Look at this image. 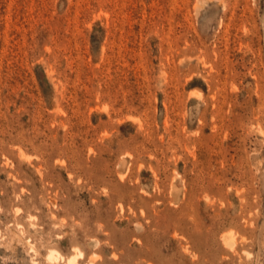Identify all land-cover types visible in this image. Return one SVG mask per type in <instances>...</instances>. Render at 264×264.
Returning <instances> with one entry per match:
<instances>
[{
	"label": "rangeland",
	"instance_id": "obj_1",
	"mask_svg": "<svg viewBox=\"0 0 264 264\" xmlns=\"http://www.w3.org/2000/svg\"><path fill=\"white\" fill-rule=\"evenodd\" d=\"M71 259L264 264V0H0V264Z\"/></svg>",
	"mask_w": 264,
	"mask_h": 264
},
{
	"label": "bare ground",
	"instance_id": "obj_2",
	"mask_svg": "<svg viewBox=\"0 0 264 264\" xmlns=\"http://www.w3.org/2000/svg\"><path fill=\"white\" fill-rule=\"evenodd\" d=\"M57 253V252H56ZM81 254V253H80ZM57 255V257H56V259L58 260V253L56 254ZM50 257V260H51V258H54L55 256H54V253H51L50 255H48V258ZM70 261V263L72 264L73 263V259H71V260H69ZM75 263V262H74ZM73 263V264H74Z\"/></svg>",
	"mask_w": 264,
	"mask_h": 264
}]
</instances>
